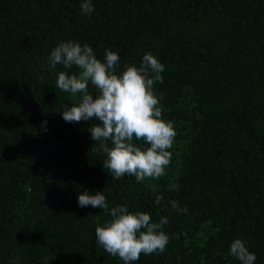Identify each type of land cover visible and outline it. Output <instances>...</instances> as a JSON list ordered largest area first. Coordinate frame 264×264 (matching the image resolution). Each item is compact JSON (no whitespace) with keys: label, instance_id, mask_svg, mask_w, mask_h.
Instances as JSON below:
<instances>
[{"label":"trees","instance_id":"1","mask_svg":"<svg viewBox=\"0 0 264 264\" xmlns=\"http://www.w3.org/2000/svg\"><path fill=\"white\" fill-rule=\"evenodd\" d=\"M83 2L0 0V264H123L97 245L111 216L79 207L83 191L168 218L166 251L134 264H239L235 239L264 264V0H91L90 16ZM68 40L102 62L117 52L118 72L147 53L165 65L154 93L177 133L165 176L113 180L91 150L98 121L63 120L78 100L50 56Z\"/></svg>","mask_w":264,"mask_h":264},{"label":"clouds","instance_id":"2","mask_svg":"<svg viewBox=\"0 0 264 264\" xmlns=\"http://www.w3.org/2000/svg\"><path fill=\"white\" fill-rule=\"evenodd\" d=\"M81 11L89 16L93 13L91 0H84ZM50 64L52 68L59 64L66 69L57 74L56 86L78 100L73 106L65 105L61 111L63 120L66 123L98 121L88 129L95 141L91 150L105 155L102 165L113 180L128 175L140 183L166 175L172 159L169 149L177 133L171 121L162 119L160 100L154 93V85L163 82L164 64L147 53L139 67L125 65L118 72L117 52L106 49L102 62L89 44L75 40L59 43L51 52ZM90 86L95 89V95L90 92ZM134 141H143L148 147L138 146ZM178 188L177 184L169 185L170 191ZM163 199L157 195L155 203L160 205ZM170 203L174 211L187 213V208H179L177 201ZM78 206L99 208L111 216L95 229V240L123 264H134L141 254H163L172 238L163 231L169 223L167 217L154 222L150 214L130 212L127 205L110 208L103 191H83L78 196ZM229 255L239 264H255L257 260L241 239L233 240Z\"/></svg>","mask_w":264,"mask_h":264}]
</instances>
